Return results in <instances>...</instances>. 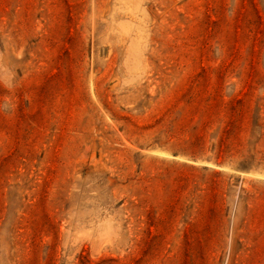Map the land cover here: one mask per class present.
<instances>
[{
	"label": "rangeland",
	"instance_id": "374dc122",
	"mask_svg": "<svg viewBox=\"0 0 264 264\" xmlns=\"http://www.w3.org/2000/svg\"><path fill=\"white\" fill-rule=\"evenodd\" d=\"M0 264H264V0H0Z\"/></svg>",
	"mask_w": 264,
	"mask_h": 264
}]
</instances>
